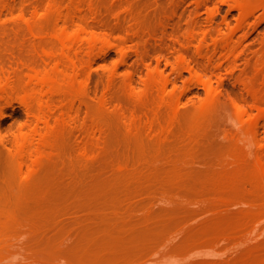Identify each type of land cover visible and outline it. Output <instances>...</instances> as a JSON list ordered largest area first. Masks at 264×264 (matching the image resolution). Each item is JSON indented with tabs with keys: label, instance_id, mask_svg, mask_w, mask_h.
<instances>
[{
	"label": "rangeland",
	"instance_id": "374dc122",
	"mask_svg": "<svg viewBox=\"0 0 264 264\" xmlns=\"http://www.w3.org/2000/svg\"><path fill=\"white\" fill-rule=\"evenodd\" d=\"M45 1L17 0L13 5L17 7H12V10L16 8V13L15 10L11 12L16 15L15 19L0 3V24L3 20L2 24L7 22L11 26L6 24L8 29L0 28L4 31L0 35V69L4 67L10 71L11 68L12 71L15 63L14 67L22 60L31 59V50L39 40L30 38L26 29L14 25L19 12L24 11L28 18H33L29 16L35 13L34 9L42 10L40 3L43 5ZM96 1V16L85 11L90 27L106 39L98 47L86 77V89L95 102L92 104L89 99L91 112L82 101H77L75 110L69 112L73 124L67 120L64 126L70 124L69 129L65 131L67 126L61 129L59 145L56 142L55 151H52L57 155L50 154L49 162H46L48 159L46 165L43 162V172L40 169L34 187L40 186L32 187L33 192L28 191L33 193H29L31 199L27 197L28 192L25 195L18 188V183L25 178L17 177L20 174L13 168L9 149L18 135L33 128L34 118L18 98L1 102L0 111L5 115L0 112V222L10 226L15 217L12 214L17 213V227L11 223L10 228L14 226L12 238L0 241V264H264V216L260 217L264 213V189L255 184L258 180L260 185L262 183L259 186L263 187L264 181L256 180L252 166L257 153L264 151V123L261 122L258 128L257 138L255 135L248 138L239 133L235 107L250 111L246 119L257 115L247 88L261 85L256 63L264 55V13L258 10L241 25L240 13L234 5L238 0ZM226 17L229 25L224 22ZM247 29L252 31L251 35ZM229 34L236 37L237 56L231 57H236L235 60L225 61L221 53L215 52L213 42ZM204 39L202 56L199 47ZM210 58L214 62L211 63ZM228 60L232 65L227 63ZM176 65L193 69H185L179 76ZM158 66L166 76L174 75L169 91L181 99L179 114L182 121L177 122L181 127L175 123L173 128L166 127L165 133L157 128V133L159 131L163 136L156 132L151 135L145 128L146 134L139 136L143 141L131 132L129 120L134 112H141L138 116L147 119L150 111L147 112L148 103L142 100L144 81L154 69L159 70ZM129 76L134 79L132 89L128 86ZM105 94L111 103L110 110L101 113L96 103L99 104ZM149 97L144 96V99L149 101ZM58 101V109L62 108L57 109L60 115L56 112L55 118L59 116L62 120L63 111L67 110L63 108L64 100ZM154 101L150 100L149 104ZM209 102L213 103L209 105L214 110L210 109L212 114L208 113L207 122L204 120L203 125L198 126V131L199 127L201 130L196 137L197 130L192 128L195 108ZM137 103L145 108L139 111ZM251 110H255L254 113ZM163 115L168 117L166 112ZM97 117L103 122L98 123ZM167 117H162L163 123L168 121ZM95 121L98 125L94 127ZM90 130L96 132L92 134ZM88 133L92 136L97 133L94 138L98 139L90 136L87 141ZM147 134L151 136L146 138ZM154 135L160 142L152 140ZM134 137L139 138L138 141ZM193 137H196L195 141ZM105 138L107 142L103 141ZM88 142L93 144L90 148L94 153L101 151L95 153L98 157L95 155L90 159H95L92 163L87 159L90 164L83 161L86 159L80 151ZM237 152H240L239 157H236ZM235 163L240 168L245 163V166H252V175L247 172L250 166L241 168V172ZM138 164L143 168L137 167ZM128 166L129 170L134 166L135 169L129 171ZM136 167L141 170L138 172ZM253 178L256 181L252 185L250 180ZM20 191L21 196H26H22L24 201L17 195ZM7 210L12 218L8 214L10 222L6 223L3 220L7 219ZM252 215H259L260 219L255 217L258 221L254 220ZM9 239L14 246L12 250L5 248L11 244Z\"/></svg>",
	"mask_w": 264,
	"mask_h": 264
},
{
	"label": "bare ground",
	"instance_id": "6f19581e",
	"mask_svg": "<svg viewBox=\"0 0 264 264\" xmlns=\"http://www.w3.org/2000/svg\"><path fill=\"white\" fill-rule=\"evenodd\" d=\"M11 1H13V3ZM95 1L96 0H46L43 5H42V3H40L41 6H43L42 10H41V8L36 9V10L34 9L35 13L33 15L29 16V17H33V18H28L26 16L27 13L24 14V11H23V12H19L20 15L18 13V17H17V19L19 18L18 20H20L22 22L18 21L17 19H16L17 23L14 21L15 27L17 26L18 28H23V30L26 29L27 33H29V35L32 36V37L29 36L30 38H34V40L35 39L39 40V42L35 43V45L33 46V50H31V52L33 51V54L30 52L32 54L31 55L32 57L29 61L19 60L21 62H18L19 64H17L16 67H14L16 63L14 64V66L12 65V68H13L12 71H11V68H10V71L6 70L7 68L5 69L4 67H2L0 69V105H1V102L7 103L9 100L18 98L22 101V103H24L26 105L25 107H27L28 111L30 112L29 114H31L32 117L34 118V119L32 118L34 121V125H32L33 122L31 124V127L33 126V128H31V130L29 129L30 131H25L21 135H18V137L16 136L17 138L15 137L16 139L14 141V144L12 143L13 145H11V149L8 148L10 150V157H12L11 161L13 163V168L15 169V171L18 172V174H20V175H17V177L21 176L22 178L23 177L25 178L21 182V184L18 183L19 187L17 186L18 188L21 189V191L22 190L24 191L25 195H27L26 193L28 191H31L30 189H34V188L37 189L40 186V184H38V187H36L37 185L34 187V185L37 183V182L35 183V181L37 180V177L39 176L40 169H41L42 165H44V164L46 165V162L47 163L49 162L50 159H48V158L51 157L50 154L53 153L52 151H55L54 148L56 146V142L60 141V140H58V139H60L59 135L63 134L62 130H64L66 128V126H67V128L65 131H67L69 129L70 124L66 125V126H64V125L66 123H68L67 120L71 119V118H69L68 115H69V112L73 109V107H75L76 102L77 101H80V102L82 101L83 103L85 102V104H86L85 106L88 105L87 106L88 110H89V108L92 107L89 99L92 100V102H93L94 98L91 99L92 97H90V93L86 89V77H88L90 68L93 65L92 61H94L93 58H95V56L97 55L98 47L100 46V44H104L106 42L105 38L98 36L95 33V31L92 29L93 27H90V25H89L90 20H89V22H87L88 16H86L85 11H87V10L90 11L93 14V16L94 15L96 16V14H97V10H96L97 4L95 3ZM120 1H122V0H120ZM16 2H17V0H5V1H2V3L0 2L1 6H3V10L5 9L6 11H10L12 18L14 16L16 17L15 14L13 16V13H11L16 9L15 8L14 10H12V7H13L14 3H16ZM96 2H98V1H96ZM112 2H114V1H112ZM23 3H25V1H23ZM27 3L29 4V2H27ZM99 3H101V1H99ZM103 3H105V2H103ZM127 3H129V2H127ZM99 5L100 4H98V6ZM125 5H124V7H125ZM127 5H129V4H127ZM234 5L240 13L239 14V16H240L239 22L241 23V25H243L245 22H247V20L249 18L253 17V15L258 10H261L264 13V0H238L235 2ZM35 6H34V8H35ZM38 6L40 7V5H38ZM14 7H17V6H14ZM111 7H112V5H111ZM113 8H116V7L113 6ZM1 11L2 10H0V12ZM15 13H16V10H15ZM5 15H6V13H5ZM93 16L91 15L90 17H93ZM15 17L13 19H15ZM99 17L100 16H98V18L96 17L97 20L100 19ZM0 19H1V17H0ZM94 20H96L95 17H94ZM224 20H226L224 22L227 25H229L230 22L227 21L228 20L227 17ZM2 22H3V20H1L0 28H7L8 29V27H7L8 23L6 22V24H7L6 25V24H2ZM9 24H11V23H9ZM241 25H239V26H241ZM246 26H248V24H246ZM9 27H11V26H9ZM2 30L3 29H1V31ZM16 30H18V29H16ZM20 30L22 31V29H19V31ZM243 30H244V28H243ZM243 30L241 29L242 32H243ZM1 31H0V35H2ZM2 32L4 33V31H2ZM244 32H247V31H244ZM248 32H250V35H251L252 31L248 30ZM17 34H20V33H17ZM139 34L137 33V35H139ZM244 34H242V35L246 36ZM21 35H22V32H21ZM21 35H19V36H21ZM23 35L25 36V33ZM247 35H249V33ZM26 36L28 37V35H26ZM189 37H190V40L193 38L192 35ZM235 38L236 37H234V34H229L226 38H224L222 40L221 39L220 40L218 39L216 41L214 40V42H213L214 50H215V52H219V54L220 53L222 54L223 60H225V59L235 60L236 59V57H235V59H232L236 54V49L238 48V47L235 48V45H236L235 44L236 43ZM247 38L245 37V39H247ZM186 40H187V38H186ZM194 41H195V38H194ZM205 41L206 40L204 39V41L202 40L201 43H200V41L197 42V43L201 44L199 47V54H202V56L204 54L203 50L205 49V47L203 49V46H205L204 44H206ZM243 41H244V39H243ZM243 41H241V42H243ZM186 43H187V41H186ZM237 51H239V49ZM98 54H99V51H98ZM214 56H215V53H214ZM236 56H237V54H236ZM29 57H28V59H29ZM181 58H182V62L181 61L180 62L183 63L184 57H182V55H181ZM212 58H213V56H212ZM213 59L210 58L211 63H212ZM206 60H207V58H206ZM208 60H209V58H208ZM15 61H13V63ZM230 62H231V64H230ZM227 63L232 65V61H230V60H228ZM217 65H219V64H217ZM230 65H229V67H230ZM2 66H3V64H2ZM177 66L178 65H176V68H177ZM180 66H182V65H180ZM221 66H222V64H221ZM158 67H159V70L154 69V71H153V69H152L151 71H153V72H151V73L149 72L150 75L144 81V84H145L144 96H145V98H148L150 96L149 97L150 100H155L154 103H151L152 105H150L149 104L150 100L148 101V99H144V96L142 98V100H145V102H147L149 105V106L147 105V107H149V110H147V112L150 111L149 113H147V114H149L147 116V119L143 120L142 119L143 117L140 118L138 116L141 112L139 114L134 112L132 115H130L131 118L129 120L130 121L129 122L130 123L129 128L131 129L132 133L136 134L135 135L136 137L141 136L142 133H143V135L146 134V131L144 130L145 128L152 135V134H155V132L157 133V128H159V127H160V129H162L161 132H163V130L166 127L168 128L169 126L171 127L172 125H175V123L179 122V120H180V122L182 121L180 119L181 114H179V108L181 106V99L177 98L176 97L177 95L175 96L174 94H171V92L169 91L170 85H172L174 83V81L172 79L174 75L173 76H169V75L166 76V73L160 69V66H158ZM218 67H220V66H218ZM191 68L193 69V67H190V66L187 67V65H185L183 68H180L178 66V69H175V71L177 70L176 71L177 73L175 71L174 72L176 74H178L179 76H182L183 70H185V69L191 70ZM256 68H257L256 70H257L258 77L260 78V81H261V85L259 88L251 85L247 89L250 93V97L252 96V98L254 100V102H253V100L251 99V101L253 102L252 103L253 104L252 109H255L257 111L256 112L257 115L253 119H251L252 116L250 117V119H246L247 118L246 116L248 115V113L250 111L247 112V110H245L244 108H241V107L235 105V107H236V118H237L236 120H237V124L240 128V131H241L239 133H243V135L247 136L248 138H250L251 136H254V135L256 136L257 133H259V132H257L259 126L262 125L261 122L264 123V55L258 59V61L256 63ZM228 70H230V69H228ZM175 73H173V74H175ZM110 79H112V78H110ZM133 85H134V79L131 76H129L128 77V86L132 89ZM86 90H87V92H86ZM153 95H154V98L151 99ZM83 98L85 99V101ZM62 99L64 101H62ZM58 100L65 102V106H63V108L65 107L66 109L65 108L64 109L67 110V111H63L64 109L62 110L64 112V118L62 120H61V118L58 119L59 116L55 118L56 114L58 115V113H59V115H60V112L57 111V109H58L57 104H59V103H57V102H59ZM99 100H100V102H99V104L96 103V105H98L96 107L99 108L101 113H103L104 111L108 112L110 110V104L111 103H110L108 97L106 96V94L104 97H101V99H99ZM94 102L92 104H94ZM210 103H212V102L198 106L197 109L195 108L196 112L193 111V112H195V117H194L192 128L197 130L198 134L194 130L195 133L197 134L196 137H198L199 132L201 130V127H199L200 130L198 131V129H197L198 126L203 125L201 122H203L204 120L205 121L207 120L206 118H208L207 117L208 113L212 114V112H209V110L212 108V106H210L211 105ZM139 104L140 103H137L135 105H139ZM60 105H62V104H60ZM80 105H77V107ZM140 106L141 105H139V107H138V108H140L139 111H142V109H143L142 107H144V106H142V107H140ZM61 108H59V109H61ZM98 108H96V109L98 110ZM96 109H94V110H96ZM73 110H75V108ZM136 110L134 109V111H136ZM212 110H214V109H211L210 111H212ZM89 111L91 112V110H89ZM251 111H253V110H251ZM254 111H253V113H254ZM0 112H2V111H0ZM56 112H58V113H56ZM63 112H61V113H63ZM163 112L164 113L166 112L168 115V117L167 116L166 117L169 118V119H166L168 121H165V123H163L164 121H163L162 117H164V119H165L166 114L163 115ZM253 113H252V115H253ZM1 114L5 115L4 111ZM70 114L72 115V112ZM97 115L98 114H96V116ZM99 115L101 116V114H99ZM105 115H108V113ZM192 115L194 116V114H192ZM100 116H98V117L100 118ZM208 116H210V115H208ZM72 117H73V115H72ZM101 117H103V116H101ZM182 118H183V116H182ZM55 119H57V120L54 122ZM98 119H96V121L98 123L103 122V121H101L103 119H101V120L100 119L98 120ZM71 120H73V119H71ZM71 120H70V122L73 124V121H71ZM96 121H95V123H97ZM98 123L95 124L94 127L96 125H98ZM177 124L180 125V123H177ZM63 126H64V128H63ZM101 126H102V124L99 126V129ZM173 127L174 126H172V128ZM180 127H181V125H180ZM188 127H189V125H188ZM176 128H174V129H176ZM202 128H203V126H202ZM70 129H72V127H70ZM96 129L97 128H95L94 130H96ZM174 129L172 130V133L175 132ZM87 130H88V128H87ZM94 130H93V132H96ZM143 130L145 131V133ZM164 131L167 132L166 130H164ZM86 132H89V131H86ZM90 132L93 134V132L91 130H90ZM165 132H163V133H165ZM89 133L86 135L87 138H85L87 141H88V138L90 136H92V135H89ZM103 133H105V132L103 131ZM160 133L158 131L157 135H159ZM134 134H132V135H134ZM169 134L171 135V133H169ZM96 135H97V133L94 134L95 137H96ZM103 135L106 136L105 134H102V136ZM143 135H142V137H143ZM161 135L162 134H160L159 136H161ZM190 135H191V133H190ZM60 136H62V135H60ZM94 136H92V138H94ZM145 136H146V138L150 137V136H148V134ZM257 136H256V138H257ZM136 137H134V138H136ZM154 137H155V135L153 136L152 140L156 141L155 139H157L158 137H156V138H154ZM196 137H193L194 141H195ZM256 138H255V143L257 142ZM95 139H98V138H94V140ZM138 139H137V141H138ZM140 139L143 140V138H140ZM158 139L156 142H160V140H158ZM160 139H161V137H160ZM163 139H164V137H163ZM167 139H168V135H167ZM94 140H93V142H94ZM105 140H106V138L103 141H105ZM147 140H151V139H147ZM251 140L252 139H250V142H251ZM106 142H107V140H106ZM161 142H163V141H161ZM164 142H165V140H164ZM255 143L251 142V144H254V145H255ZM57 144H58V142H57ZM89 144H90V142H88V144H86V146H81L82 150L80 148V151L82 152L81 154H83L84 159H86V160H83V161H85V163H87V159H88V161H90L92 163V161L95 159H92V161L90 159L96 157L98 152L101 153V151H98V152L95 151V153L97 152V154H95L92 151V148H90L93 144L92 145L91 144L89 145ZM105 144H107V143H105ZM105 144H101V145L104 146ZM247 144H248V142H247ZM82 145H84V144H82ZM254 145H252V146H254ZM251 147H249V148H251ZM96 148H97V146H96ZM99 148L101 149V147H99ZM146 150H148V149H146ZM105 151H106V149H105ZM262 151H263V149H262ZM262 151L257 153V155L255 156L256 160H255V157L252 156V154H251V157L252 158L254 157L253 160H255V165H252V166H254L253 167V173H254L253 176L256 178V180H257V178L258 179L261 178L259 182L264 181V151L263 152ZM56 152H58V150ZM252 152L255 153L254 150ZM256 152H258V150H256ZM238 153H240V152H237V154ZM250 153H251V151H250ZM143 154H146V152H144ZM54 155L56 156L57 154H54ZM150 155H151V153H150ZM53 156L51 159H53ZM101 156H103V155H101ZM145 156H147V155H145ZM83 157H82V159H83ZM236 157H239V154L236 155ZM245 157H246V155H245ZM247 157L249 158V154L247 155ZM138 158H140V161L143 160V159L141 160V157H138ZM46 159H48V160H46ZM247 159H246V161H247ZM45 160H46V162H45ZM253 160H251L250 161L251 163L250 162L249 163L252 164ZM138 161H139V159H138ZM240 161H242V160H240ZM43 162H45V163L43 164ZM90 162L87 164H90ZM245 165H246V163L244 164V166H241V168L250 166V165H247V166H245ZM136 166L139 167V164ZM235 166L237 167L238 165L235 163ZM252 166L249 167L250 170L246 168L247 172L250 174L252 173V171H251ZM129 167L130 166H128L126 169H128ZM134 167L131 170L135 169ZM137 167H136V170H138V172H139V170H141L143 168L141 166V167H139L141 169H139V168L137 169ZM149 167H150V165H149ZM237 168L241 169L240 165ZM145 169H147V167ZM131 170H129V171H131ZM149 170H150V168H149ZM152 170H153V168H152ZM41 171H42V169H41ZM244 171H245V168H244ZM241 172H242V169H241ZM247 172H246V175H247ZM234 174H236V172ZM239 174H241V173H239ZM243 174H244V172H243ZM237 175H238V173H237ZM240 176L241 175H239V178H241ZM237 177H236V179H238ZM242 177L245 178L244 176H242ZM250 178H252V176ZM18 179H21V178H18ZM40 179L41 178H39L38 180L40 181ZM249 179H247V180H249ZM247 180H246V182H247ZM256 180L253 178L250 180L251 183H250V181L248 183L252 184ZM256 183L258 184V185H256V187L258 186L259 188L264 189L263 188L264 186L260 187V186H262V183L260 185L258 183V180L255 182V184ZM14 184L15 183H13L12 186ZM32 187H34V188H32ZM16 191H17V189H16ZM21 191H20V194L17 192L18 193L17 195H19L20 198H23V197L25 198L26 196H24V195H22L23 197L21 196ZM31 192H33V191H31ZM261 192H262V190H261ZM29 193L30 192H28V194ZM30 194H33V193H30ZM17 195H16V193L14 194V196H17ZM29 195H27V197H29L31 199L32 196L31 195L29 196ZM9 198L11 199L13 197L10 196ZM24 198L20 199V200L24 201ZM25 200H27V198ZM262 201H263V199H262ZM263 205H264V203H263ZM260 208L262 209L263 207H260ZM259 209H257V210L259 211ZM262 211H264V209ZM8 214H9V211L7 210L6 215L4 214L5 218L7 217ZM263 214H262V216L259 214L260 217H263L264 216ZM9 215L11 216V218H12V215L13 216L15 215V217H13L12 220L16 223H14V222H11V223H12V225L15 224V227H17L16 226V224H17V219H16L17 213L16 214L13 213L12 215L10 213ZM259 215H257V216H259ZM257 216H253L254 220H257L258 218L260 219V217H257ZM8 217H7V219H5L3 221L4 222L8 221L9 220ZM255 217H257V219ZM262 219L263 218H261L260 221H262ZM257 221H255V223H257ZM9 222H10V220H9ZM0 223L3 224V222H0ZM11 223H9L10 226L8 225V223L6 226H5V224H3V229L0 230V241L2 238L4 240H6V237L10 238V239L12 238L11 234L13 235V233H11V232H13L14 226H12L13 228H10ZM2 224H1V226H2ZM257 225H258V223H257ZM1 226H0V228H2ZM10 239H9V241H10ZM9 241L7 240L6 242L8 243ZM1 242H4V241H1ZM6 242L4 243L5 245H7ZM10 242H11V244L9 243V245H7L8 247L7 246L5 247V245H4V247L7 249L10 248V250H12V248L14 246L12 245V241H10Z\"/></svg>",
	"mask_w": 264,
	"mask_h": 264
}]
</instances>
